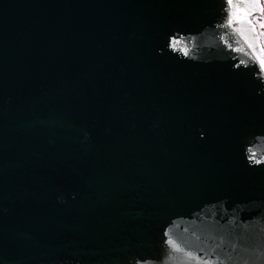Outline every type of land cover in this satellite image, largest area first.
<instances>
[{"label":"water","instance_id":"95a60500","mask_svg":"<svg viewBox=\"0 0 264 264\" xmlns=\"http://www.w3.org/2000/svg\"><path fill=\"white\" fill-rule=\"evenodd\" d=\"M256 3L0 0V264H264Z\"/></svg>","mask_w":264,"mask_h":264},{"label":"snow or ice","instance_id":"6c2138e0","mask_svg":"<svg viewBox=\"0 0 264 264\" xmlns=\"http://www.w3.org/2000/svg\"><path fill=\"white\" fill-rule=\"evenodd\" d=\"M229 2L231 4V0H229ZM256 6H259V10H260L261 14L264 15V5L258 4V0H257V3L256 4H253L252 7H256ZM233 7L236 9V11L233 13V16L234 17H237L238 18V13L241 12V11H244L245 12V15L250 14L249 9L248 8H242V6L240 4H235V5H233ZM231 23H232V20L229 21V24H231ZM249 23H251V21H249ZM261 27H264V24H262ZM249 47L251 48L252 45H249ZM260 52L262 54H264V47H262L260 49ZM257 59H258L260 65H261V68L264 69V59L260 58L259 56L257 57ZM169 243H172L173 246L175 247L174 242L169 241Z\"/></svg>","mask_w":264,"mask_h":264},{"label":"rangeland","instance_id":"374dc122","mask_svg":"<svg viewBox=\"0 0 264 264\" xmlns=\"http://www.w3.org/2000/svg\"><path fill=\"white\" fill-rule=\"evenodd\" d=\"M262 5H264V0H262ZM250 19L255 24L256 31L260 35V42L264 46V27H261V25L264 24V15H253Z\"/></svg>","mask_w":264,"mask_h":264},{"label":"trees","instance_id":"16d2710c","mask_svg":"<svg viewBox=\"0 0 264 264\" xmlns=\"http://www.w3.org/2000/svg\"><path fill=\"white\" fill-rule=\"evenodd\" d=\"M264 47V46H263Z\"/></svg>","mask_w":264,"mask_h":264}]
</instances>
